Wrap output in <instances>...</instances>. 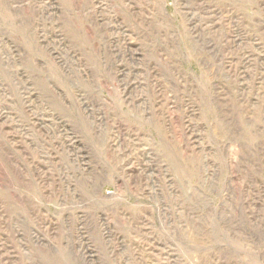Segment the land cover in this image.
<instances>
[{"label": "rangeland", "instance_id": "1", "mask_svg": "<svg viewBox=\"0 0 264 264\" xmlns=\"http://www.w3.org/2000/svg\"><path fill=\"white\" fill-rule=\"evenodd\" d=\"M0 264H264V0H0Z\"/></svg>", "mask_w": 264, "mask_h": 264}]
</instances>
